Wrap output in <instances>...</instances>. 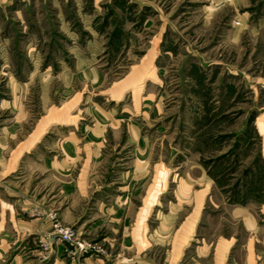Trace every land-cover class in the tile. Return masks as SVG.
<instances>
[{"label":"rangeland","instance_id":"obj_1","mask_svg":"<svg viewBox=\"0 0 264 264\" xmlns=\"http://www.w3.org/2000/svg\"><path fill=\"white\" fill-rule=\"evenodd\" d=\"M0 264H264V0H0Z\"/></svg>","mask_w":264,"mask_h":264}]
</instances>
